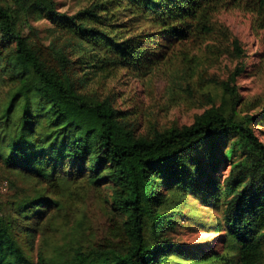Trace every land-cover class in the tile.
I'll return each mask as SVG.
<instances>
[{
	"label": "trees",
	"instance_id": "1",
	"mask_svg": "<svg viewBox=\"0 0 264 264\" xmlns=\"http://www.w3.org/2000/svg\"><path fill=\"white\" fill-rule=\"evenodd\" d=\"M81 1L0 0V264H264V104L224 82L192 125L139 133L109 88L195 62L194 47L230 40L218 12L264 16V0ZM45 18L49 43L33 24ZM91 190L107 193L108 236L58 242ZM192 200L220 213L215 249L173 236Z\"/></svg>",
	"mask_w": 264,
	"mask_h": 264
},
{
	"label": "rangeland",
	"instance_id": "2",
	"mask_svg": "<svg viewBox=\"0 0 264 264\" xmlns=\"http://www.w3.org/2000/svg\"><path fill=\"white\" fill-rule=\"evenodd\" d=\"M57 1L62 3L63 11L71 13L78 11L85 3L81 0ZM215 18L229 29L230 40L216 36L199 48L194 47L193 52L197 53L195 62L189 63L180 58L143 79L121 75L109 83V88L118 93L119 108L126 111L138 125L139 133H145L150 125L161 129L192 125L198 115L212 107L210 95L216 97L217 105H220L224 82H229L234 88L241 104L259 107L264 104V16L248 10L246 6H232L218 12ZM33 24L38 27L45 42L49 43L47 30L51 27L50 21L39 19ZM235 38L242 52L236 51L232 45ZM215 44L216 47H210ZM187 67L192 68L187 70ZM244 69L245 72H241ZM257 109L250 113L256 115ZM259 123L254 128L264 140L261 134L264 127ZM8 190V180L0 175L3 196ZM106 194L91 190L83 201L70 204L69 227L72 230H62L56 240L65 243L72 239L74 232V236L78 235L79 239L91 243L105 239L109 231L111 208L105 201ZM191 205L193 210H185V216L175 232L177 234L173 233L175 240L195 247L200 245L205 251L220 246L222 234L214 230L219 211L200 201L192 200ZM81 218L84 221L82 227L79 226ZM61 222L59 218L57 224Z\"/></svg>",
	"mask_w": 264,
	"mask_h": 264
}]
</instances>
